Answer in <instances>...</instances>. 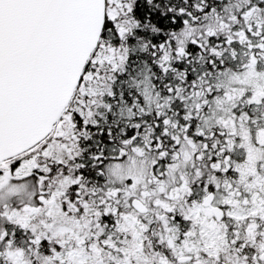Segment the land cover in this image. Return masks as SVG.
Listing matches in <instances>:
<instances>
[{
    "label": "snow or ice",
    "instance_id": "6c2138e0",
    "mask_svg": "<svg viewBox=\"0 0 264 264\" xmlns=\"http://www.w3.org/2000/svg\"><path fill=\"white\" fill-rule=\"evenodd\" d=\"M0 264H264V0H0Z\"/></svg>",
    "mask_w": 264,
    "mask_h": 264
}]
</instances>
